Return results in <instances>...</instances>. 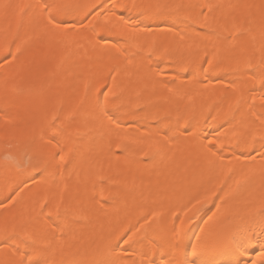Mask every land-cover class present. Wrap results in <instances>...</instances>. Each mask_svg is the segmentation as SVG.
Returning <instances> with one entry per match:
<instances>
[{
    "label": "snow or ice",
    "instance_id": "obj_1",
    "mask_svg": "<svg viewBox=\"0 0 264 264\" xmlns=\"http://www.w3.org/2000/svg\"><path fill=\"white\" fill-rule=\"evenodd\" d=\"M0 23V119L11 126L0 127L5 181L0 185V264H264V0H38L25 5L0 0ZM257 23L262 39L255 59L249 36ZM158 34L174 38L153 42L145 56L141 36ZM81 41L114 50L112 58L122 60L123 71L138 80L145 62H151L153 94L159 86L170 94L169 102L192 101L200 86L222 84L224 93H235L238 83L245 87L233 102L224 95L206 113L193 108L188 126L181 129L179 111L175 121L169 112L151 116L152 123L141 115L150 111L147 106L122 113L116 102L124 90H113L122 71L117 63L102 82H85L87 107L84 101L61 103L28 117L13 116V98L22 91L16 82L43 67L37 45L79 49ZM218 70L226 75H216ZM249 82H258L259 89L247 87ZM256 91L259 112L254 110ZM95 133L106 139V151ZM177 133L195 137L207 163L208 175H201L194 193L166 211L149 208L136 224L100 236L87 257L68 252L93 214L114 208L121 192L137 188L134 176L111 174L112 158L130 168L149 163L134 157L164 156ZM228 151L231 167L225 164ZM257 158L262 165L258 185L251 167ZM49 175L58 176L64 188L57 185L42 198L28 197ZM69 184L73 192L66 195ZM210 204L216 211L207 215ZM164 217L170 223L150 234L153 222ZM253 252L255 259H249Z\"/></svg>",
    "mask_w": 264,
    "mask_h": 264
},
{
    "label": "bare ground",
    "instance_id": "obj_2",
    "mask_svg": "<svg viewBox=\"0 0 264 264\" xmlns=\"http://www.w3.org/2000/svg\"><path fill=\"white\" fill-rule=\"evenodd\" d=\"M4 2L25 5L37 3L38 0H4ZM118 2L130 3L131 0H118ZM148 2L149 0H137V3ZM212 2H215V0H212ZM249 2L258 4L260 0H249ZM0 26H2V23H0ZM173 38L172 35L165 36L162 34L155 36L142 35L139 44L143 46V54L146 56L153 42L167 43L172 41ZM261 39V28L258 23L254 24L249 36V43L256 50L255 59L259 58ZM81 43L83 47L79 49L66 47L63 44L48 45L47 43H42L37 45V55L43 67L31 77L21 82H16L22 91L13 98L11 104L13 116L19 114L21 117H28L31 113L40 112L44 108H51L54 105L59 106L61 103L68 106L84 101L85 107H87L88 98L85 93V82L101 80L103 76L107 75L108 69L117 63L120 64L122 71L117 80L118 87L113 90L119 93L123 89L124 95L122 101H117L116 103L122 105V113L124 114L136 111L137 105L149 107V112L141 113L142 116L149 117V123H152L151 116H164L169 114V112H171L172 120L175 121L179 111L180 114H183V118L180 120V128L183 129L188 126L185 124V120L188 119V115L193 108L196 109L198 114L201 109L206 113L209 107L219 103L224 95L230 97L228 102H233L235 96L239 95L240 89L245 87V85L238 83L235 93H224L223 89L225 86L222 84H212L207 88L200 86L192 101L188 99L180 101L173 98L169 102L168 97L170 94L165 92L163 88L157 86L156 94H153L152 80L155 78V67L153 66L152 71H149L151 62H145L144 68L140 72V77L143 79L138 80L135 75L123 71L124 62L122 60L116 61L112 58L116 55L114 50L110 52L107 48L95 47L94 44H89L87 41H81ZM160 66L166 73L170 71L163 63ZM224 67L226 68L227 66ZM131 72H135V69H131ZM216 75L225 76L226 73L218 70ZM159 78H167V76ZM9 86L11 87V83ZM96 87H99L98 83ZM247 87L259 89V83L249 82ZM92 92L94 93L95 89H92ZM138 93H141L139 98ZM252 96L255 103L254 110L257 112L261 111L260 92L256 91ZM252 102L250 99L249 103L251 104ZM153 105H156V107H153ZM222 108L227 110V103L223 104ZM213 114L215 115V113ZM200 120L202 124V116H200ZM138 126L134 125V127ZM0 127L6 130L11 128V126L4 125L2 119H0ZM176 135L179 138L168 141V148L164 156H158L150 160L149 157L138 153L134 157L137 160L150 161L149 163L134 165L130 168L123 159L112 158L110 162L111 174L119 172L130 177L134 176L137 188L135 191L121 192L114 208H109L106 212L93 214L82 228L76 246L67 249L68 252L80 257H87L96 246L93 241L95 240L96 243H99L100 236H106L109 232L120 231L130 224H136L141 214L149 208L157 211H166L194 193L201 175L203 174L205 178L208 175L207 163L200 152L199 142L195 137L185 138L179 133ZM95 136L97 144L104 147L106 151V139H102L98 133H95ZM113 150H115L114 146ZM145 151H147V148H145ZM225 156V164L228 167L233 166L228 164V161L232 160L231 152H226ZM233 164H235V161H233ZM104 167L106 172L109 171L108 163H105ZM236 167H240V165H236ZM251 167L257 171L254 183L258 185L261 180L259 171L262 167L259 158ZM4 182V178L0 176V185H3ZM57 185L61 190L64 188V184L60 182L58 176L49 175L46 183L39 188H34L31 193H28V197L42 198L49 189ZM72 192V185L69 184L66 195H70ZM28 197L25 198V204H27ZM211 207L214 206L210 204L204 210L207 215H211L212 212L216 211L215 207L214 210L210 211ZM201 215L203 216L204 213ZM204 218L206 219L207 217L205 216ZM143 223L144 221L141 220L140 224ZM168 223H170L169 217L153 222L150 234H152L151 230H159ZM197 223H200V221H197ZM140 224H137V227H140ZM249 227L258 229L257 225H249ZM192 228H195V225ZM220 259H227V257H220ZM249 259H255L254 252Z\"/></svg>",
    "mask_w": 264,
    "mask_h": 264
},
{
    "label": "rangeland",
    "instance_id": "obj_3",
    "mask_svg": "<svg viewBox=\"0 0 264 264\" xmlns=\"http://www.w3.org/2000/svg\"><path fill=\"white\" fill-rule=\"evenodd\" d=\"M214 210V207H211L210 211Z\"/></svg>",
    "mask_w": 264,
    "mask_h": 264
}]
</instances>
